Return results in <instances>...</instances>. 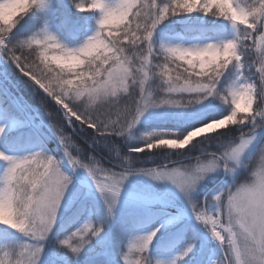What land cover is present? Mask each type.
<instances>
[{"label": "clouds", "instance_id": "1", "mask_svg": "<svg viewBox=\"0 0 264 264\" xmlns=\"http://www.w3.org/2000/svg\"><path fill=\"white\" fill-rule=\"evenodd\" d=\"M58 4L83 25L58 21ZM0 65L42 96L59 152L9 143L0 125V228L14 234L0 239V264H57L47 245L81 171L105 221L55 238L74 261L137 177L182 199L214 246L203 264H264V0H0ZM169 113L175 129L139 130ZM78 130H91L90 150ZM160 231L129 238L122 264H186L198 238L152 255Z\"/></svg>", "mask_w": 264, "mask_h": 264}, {"label": "trees", "instance_id": "2", "mask_svg": "<svg viewBox=\"0 0 264 264\" xmlns=\"http://www.w3.org/2000/svg\"><path fill=\"white\" fill-rule=\"evenodd\" d=\"M65 17L69 18L67 23L70 30L74 31L77 27L83 25L82 18L77 17L69 9L58 4V21H63ZM22 27L26 29L28 25ZM175 27L179 28V25H175ZM65 34H68L67 31ZM3 70L4 72L0 75V87L6 90L7 95L0 94V125H7V142L12 144H46L49 151L59 155L57 143L48 130L47 121L43 115L41 108L42 96L33 92L27 86L25 78L19 76L14 69L4 67ZM20 105L24 113L19 107ZM47 106L55 111L54 106L50 102ZM180 123H182L180 120H145L140 124L139 130H149L152 128L175 129ZM74 135L86 151L90 150L85 140L92 136L91 130L87 132H80L78 130ZM116 143L120 144L122 151H127V147L121 141H116ZM96 152L102 158L107 156V152L103 149H97ZM146 155V153H141L140 157L143 159ZM156 159L158 162L161 157H157ZM104 163L106 166H111L108 160H104ZM78 173L81 175L80 180L83 183L91 184L86 174L82 171ZM218 183L219 178L216 181L209 182L204 191L213 189ZM143 184L149 185L148 183ZM164 190H166L164 186H159L158 192L160 195L164 193ZM183 207L186 208L184 205ZM170 209V212L156 211V216L153 214L151 217H136L123 213L114 220L106 222L104 233L92 242L78 261H74L69 254L61 252L54 247V240L57 236L71 233L88 220L105 221L103 206L92 197L86 196L78 200L72 210L67 212L61 223L57 225L54 235L49 240L47 252L53 255L52 259L57 260V264H122L119 252L123 250L129 238L171 220L175 226L183 224L181 226L184 227L183 230L172 238L166 236V231H160L157 239L153 242L152 255L171 256L174 253H178L188 242L194 238H198V247L189 257L186 264H203V261L214 251V246L207 240L204 242L203 232L195 226L192 220L185 222L182 219V214L176 203L173 205V209L172 207ZM186 214L188 213L186 212ZM3 230L5 229L0 228V232ZM6 231L10 232V239H13L14 234L10 230Z\"/></svg>", "mask_w": 264, "mask_h": 264}, {"label": "rangeland", "instance_id": "3", "mask_svg": "<svg viewBox=\"0 0 264 264\" xmlns=\"http://www.w3.org/2000/svg\"><path fill=\"white\" fill-rule=\"evenodd\" d=\"M3 68L4 66L0 65V75H2V73L4 72ZM19 107L22 108L21 105ZM146 120L166 121V120H179V119H177L176 117H174L172 114L169 113V114H153L150 117H148ZM80 179H81V175L77 173L74 176L73 188L70 191L69 196L65 200V204L64 207L62 208L57 225L61 223L65 214L70 210H72L75 203L81 198H84L86 196L92 197L97 203L103 206L92 184L83 183ZM143 183H148V182H146L143 178H137V177H133L129 181L128 185H126L125 192L130 195L122 196L120 204L116 210L115 217L120 215V212L126 213L127 215H134L136 217H143V216L151 217L153 214L155 215L156 211L170 212L171 211L170 208L172 207L173 209V205L176 203L180 209V213L182 214V219H184L185 222L191 221L188 210L183 207V205L184 206L186 205L184 204L182 199L174 195L171 189L164 190V193L160 195L158 192L159 186H155V185L146 186ZM186 212L188 214H186ZM162 225L163 227L161 228V232L166 231L167 234L166 236L169 238L174 237V235L182 231L184 228L181 227L183 226V224L179 226H175V224L171 220L164 222ZM202 235L204 242H206L207 238L205 234L202 233ZM10 236L11 234L9 231L3 230L0 232V239H10L11 238ZM46 257L52 259L53 255L46 251Z\"/></svg>", "mask_w": 264, "mask_h": 264}, {"label": "snow or ice", "instance_id": "4", "mask_svg": "<svg viewBox=\"0 0 264 264\" xmlns=\"http://www.w3.org/2000/svg\"><path fill=\"white\" fill-rule=\"evenodd\" d=\"M0 94H2V95H7L6 90H5L4 88H2V87H0ZM157 227L162 228L163 225L161 224V225H159V226H157Z\"/></svg>", "mask_w": 264, "mask_h": 264}]
</instances>
